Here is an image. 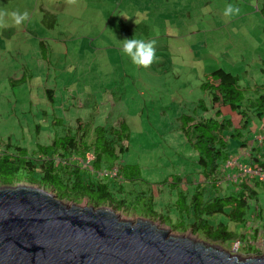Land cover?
I'll use <instances>...</instances> for the list:
<instances>
[{
    "label": "rangeland",
    "instance_id": "374dc122",
    "mask_svg": "<svg viewBox=\"0 0 264 264\" xmlns=\"http://www.w3.org/2000/svg\"><path fill=\"white\" fill-rule=\"evenodd\" d=\"M229 4L241 9L230 19L223 15ZM263 8L264 0H76L73 5L67 0H0V12H29L20 25L6 15V26L0 27V138L32 152L63 135L62 128L53 126L56 118L72 129L112 126L125 119L131 136L120 161L141 167L143 180L157 186L152 191L139 186L146 192L144 199L135 202L138 190L128 195L117 216L131 222L150 220L174 237L204 242L240 260L262 257L264 186L251 205L263 211L262 218L256 221L252 209L246 225L228 223L230 231L246 235L247 243L262 253L249 255L244 240L218 244L193 234L191 221L176 211V192H169L172 185L165 180L187 176L191 193L200 181L199 155L187 144L179 119L195 111L199 117H213V111L197 110L204 99L199 86L206 73L220 67L237 76L242 88L264 86ZM46 14L57 16L52 30L43 24ZM134 32L155 42L149 67L136 66L121 53L120 42ZM48 90L53 91V102ZM225 118L237 124L235 115L227 112ZM247 137L249 148L239 154L240 144L228 136L236 162L225 167L226 177L255 165L251 149L264 143L261 121L252 123ZM231 184L220 181L223 195L236 193ZM149 194L155 217L144 206ZM77 206L91 207L87 201ZM222 221L225 217H215L212 224Z\"/></svg>",
    "mask_w": 264,
    "mask_h": 264
},
{
    "label": "trees",
    "instance_id": "16d2710c",
    "mask_svg": "<svg viewBox=\"0 0 264 264\" xmlns=\"http://www.w3.org/2000/svg\"><path fill=\"white\" fill-rule=\"evenodd\" d=\"M57 21L56 15L46 14L43 24L52 30ZM218 68L206 73L205 81L199 86L204 99L199 101L197 110L203 113L213 111V117H199L195 111L179 119L180 131L186 135L187 144L199 155L197 165L200 181L192 193L186 189L188 184H184L183 178L171 177V181L168 178L165 183L172 185L173 192L177 191L174 206L181 217L191 221L188 227L193 234H200L203 239L218 244H231L238 239L247 243L246 235L239 236L230 231L228 223L247 224V217L253 209L251 205L258 199L264 183L244 178L237 185L231 184L237 188L236 193L224 195L218 185L222 180L227 181L225 167L233 160L229 149L230 140L240 144L239 151H247L250 144L247 134L252 123L256 120L264 122V86L242 88L237 76ZM46 96L53 102V91H46ZM206 100L210 101L208 108ZM227 112L238 118L236 125L231 119L225 118ZM53 126L62 128L63 135L56 136L48 145L38 144L32 152L11 140L0 138V188L21 184L36 186L52 192L60 201L77 205L87 201L95 209L108 207L115 212L125 209L127 202L124 199L137 194V190L135 202L144 199L146 192L138 188L150 185L143 180L140 167L122 165L120 161L129 150L131 136L125 119H119L112 126L72 129L70 126L64 127L62 119L56 118ZM251 151L255 162L252 166H257L264 173V143L262 146L256 145ZM91 154L94 160L86 167L87 156ZM114 171H117V177L111 178L109 174ZM102 173L108 176L98 177ZM207 194L212 196L207 197ZM148 202V205H144L149 207L148 215L155 217L154 199L150 194ZM253 210L254 219L260 220L263 211L257 206ZM219 216L225 217L226 222H217L214 226L212 223ZM262 232L264 236V228ZM258 235L259 232L255 231L254 239ZM243 249L249 255L262 254L248 243Z\"/></svg>",
    "mask_w": 264,
    "mask_h": 264
},
{
    "label": "water",
    "instance_id": "95a60500",
    "mask_svg": "<svg viewBox=\"0 0 264 264\" xmlns=\"http://www.w3.org/2000/svg\"><path fill=\"white\" fill-rule=\"evenodd\" d=\"M0 264H264L240 260L150 220L68 206L40 187L0 188Z\"/></svg>",
    "mask_w": 264,
    "mask_h": 264
},
{
    "label": "clouds",
    "instance_id": "9594fccd",
    "mask_svg": "<svg viewBox=\"0 0 264 264\" xmlns=\"http://www.w3.org/2000/svg\"><path fill=\"white\" fill-rule=\"evenodd\" d=\"M67 3L73 5L76 3V0H67ZM240 11L241 9L239 7L229 4L225 8L223 15L230 19L233 15L238 16ZM6 15H10V18L16 25H20L29 18V12L26 10L23 12H13L11 14L0 12V27L6 26ZM120 44L122 55L130 59L132 64L136 66L149 67L155 58V42L137 38L136 32H134L131 39L125 38ZM242 152L239 153L241 154Z\"/></svg>",
    "mask_w": 264,
    "mask_h": 264
},
{
    "label": "built area",
    "instance_id": "2783aa9c",
    "mask_svg": "<svg viewBox=\"0 0 264 264\" xmlns=\"http://www.w3.org/2000/svg\"><path fill=\"white\" fill-rule=\"evenodd\" d=\"M93 160H94L93 155L92 154L91 155H88L87 156V161L85 163V166L86 167H89L88 165H90ZM235 162H236V160L235 161L232 160L227 165V168L229 166L230 167H234ZM256 167H251V169H249V172L244 171L243 169H241L239 171V174L237 176L235 175L236 177H233V178L232 177H228L227 178V181L232 182L233 185H237L238 184V181H240L241 179H244L245 178L244 180H247L249 178V179H253V180L256 179V180L264 183V173L261 171V169L258 170L257 169L258 167L257 168ZM109 175H110L111 178H115V177H117V171H114V172L110 173ZM105 176H108V174L107 173L98 174V177H100V178H103Z\"/></svg>",
    "mask_w": 264,
    "mask_h": 264
},
{
    "label": "crops",
    "instance_id": "0c3cea01",
    "mask_svg": "<svg viewBox=\"0 0 264 264\" xmlns=\"http://www.w3.org/2000/svg\"><path fill=\"white\" fill-rule=\"evenodd\" d=\"M263 125H264V123L262 122V126H263ZM256 144H258V143H256ZM242 151H244V150H240L239 152H242ZM239 154H240V153H239ZM140 169H141V167H140ZM141 174H142V170H141ZM141 176H142V175H141ZM142 178H143V177H142ZM183 179H184V184H186V185L188 184V185H189V183H190L189 180H190V179H189L187 176H183ZM184 184H183V185H184ZM188 185H187L186 189L189 190V191L192 190L191 187L188 186ZM152 186L155 187V186H157V185H154V184L152 185V184H151V185H150V190H151V191H152V189H153ZM156 188L160 189L159 187H156ZM182 188H184V187L182 186ZM176 189H177V188H176ZM161 192H162V190H161ZM169 192H170V193H173V191H172V186L170 187V191H169ZM174 192H176V197H178V195H177V191H174ZM190 192H191V191H190ZM176 201H177V199H175L174 203H175Z\"/></svg>",
    "mask_w": 264,
    "mask_h": 264
}]
</instances>
